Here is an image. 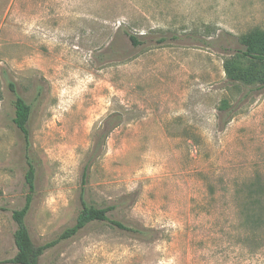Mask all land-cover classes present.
Returning <instances> with one entry per match:
<instances>
[{
    "label": "rangeland",
    "instance_id": "1",
    "mask_svg": "<svg viewBox=\"0 0 264 264\" xmlns=\"http://www.w3.org/2000/svg\"><path fill=\"white\" fill-rule=\"evenodd\" d=\"M255 27L264 0H0V261L28 192L20 95L34 244L82 199L144 230L93 221L39 264H264V88L224 70Z\"/></svg>",
    "mask_w": 264,
    "mask_h": 264
},
{
    "label": "trees",
    "instance_id": "2",
    "mask_svg": "<svg viewBox=\"0 0 264 264\" xmlns=\"http://www.w3.org/2000/svg\"><path fill=\"white\" fill-rule=\"evenodd\" d=\"M129 37L135 45L141 44V41L138 40L135 35L129 34ZM238 42L241 47L224 60V70L227 77L233 82H238L246 86L264 88V29L260 27L252 28L242 33L238 37ZM9 87L15 92V85L13 82H9ZM14 106L13 122L22 133L24 139V151L28 165L25 173V180L28 192L25 196L24 205L12 211V218L17 226L14 232L17 253L11 258L0 261L1 263L39 264V259L45 251L58 244L60 241L75 236L86 227L87 224L93 221H108L112 225L120 228L130 229L139 233L144 232L142 229L130 228L117 220L111 219L108 213L113 209L112 206L97 207L82 199V207L72 226L66 228L56 239L41 245H35L25 222V218L33 201L36 178L35 165L31 160V132L28 127L32 114V106L20 95H16ZM106 137L107 135L103 138L102 144L105 143ZM89 168L88 165L85 166L83 172L84 178H86Z\"/></svg>",
    "mask_w": 264,
    "mask_h": 264
}]
</instances>
